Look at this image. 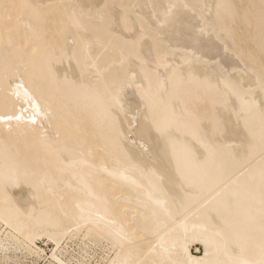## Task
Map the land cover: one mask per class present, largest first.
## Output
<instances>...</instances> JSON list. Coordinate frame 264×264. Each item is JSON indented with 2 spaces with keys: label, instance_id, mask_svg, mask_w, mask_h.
<instances>
[{
  "label": "bare ground",
  "instance_id": "bare-ground-1",
  "mask_svg": "<svg viewBox=\"0 0 264 264\" xmlns=\"http://www.w3.org/2000/svg\"><path fill=\"white\" fill-rule=\"evenodd\" d=\"M259 2L0 0V264H264Z\"/></svg>",
  "mask_w": 264,
  "mask_h": 264
},
{
  "label": "rangeland",
  "instance_id": "rangeland-1",
  "mask_svg": "<svg viewBox=\"0 0 264 264\" xmlns=\"http://www.w3.org/2000/svg\"><path fill=\"white\" fill-rule=\"evenodd\" d=\"M228 1H229V4L231 3L230 7L228 8V10L227 9L226 10L223 9L224 12H223L222 9H219V11L216 13V15L219 18H216L217 16H215L214 17V22L216 21L215 25L216 26L218 25V27L219 26L222 27L225 23L226 24L229 23L228 24V28H229L230 31H227V29H225L227 31V33H228V36L226 35L227 33L226 34L222 33V32H219V33L225 34V36L228 37V39L227 38L226 39L228 40L229 45H231L233 47V50L225 49L224 46H223V43L221 41H219L218 38H216V37L212 38L214 40V43H216L215 46H214V49H213L215 51L212 50V53L213 54L215 53L214 55L216 57L213 58L212 62H214L215 64L219 65V64H221V61L226 59V62H227V60H229V63L234 62V63H238V64L243 66V63L239 61L240 60L239 59V55L241 54L240 56H244L243 58L248 62V60H249L248 59L249 58L248 54L245 53L244 51H247V46L249 47V45L252 44L251 43L252 32H253V29L255 27V22H254V19L252 18V16H254V15L251 16L250 13L256 14V13H254L256 8L258 10V7L260 8V6H261L260 2H259L260 0H251L253 2L252 5L254 6L253 7L254 9L251 7V3L252 2L250 0H242V1L241 0H228ZM248 9H249V11H248ZM220 10H221V12H220ZM225 11H227V12H225ZM221 19L224 22L223 24H221V22H222ZM248 20L250 21V26H249V22H247ZM219 24H221L222 26L219 25ZM211 36L213 37V35H211ZM216 45H217V47H216ZM217 49H218V51H217ZM236 52H238V54ZM227 58H229V59H227ZM223 62H225V60ZM222 69H223V73H225L224 72L225 70L228 71V69L225 68V67L222 68ZM18 213H20L21 216L26 214L23 210H18ZM68 242H69V246H71L70 249L74 248V247L75 248L77 247V243H78L77 239H73V240H70V241L67 240L65 243H68ZM39 245L42 248H44L48 254H50L51 249L54 247V243H51L50 241H46L45 239L40 240L39 241ZM195 248H196V246L192 247V251L193 252L196 251ZM96 258L93 259L90 264H105L104 262L97 261L99 259H98V257H96ZM37 264H46V262H44V260H40Z\"/></svg>",
  "mask_w": 264,
  "mask_h": 264
},
{
  "label": "snow or ice",
  "instance_id": "snow-or-ice-1",
  "mask_svg": "<svg viewBox=\"0 0 264 264\" xmlns=\"http://www.w3.org/2000/svg\"><path fill=\"white\" fill-rule=\"evenodd\" d=\"M16 119H20V117H15ZM4 119H7V120H12L13 119V117L12 116H8V117H2V116H0V120H4Z\"/></svg>",
  "mask_w": 264,
  "mask_h": 264
}]
</instances>
